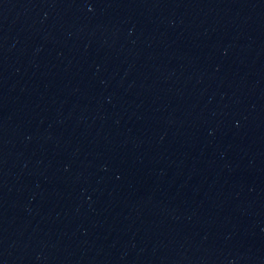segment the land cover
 Wrapping results in <instances>:
<instances>
[{
	"label": "water",
	"instance_id": "95a60500",
	"mask_svg": "<svg viewBox=\"0 0 264 264\" xmlns=\"http://www.w3.org/2000/svg\"><path fill=\"white\" fill-rule=\"evenodd\" d=\"M0 264H264V0H0Z\"/></svg>",
	"mask_w": 264,
	"mask_h": 264
}]
</instances>
